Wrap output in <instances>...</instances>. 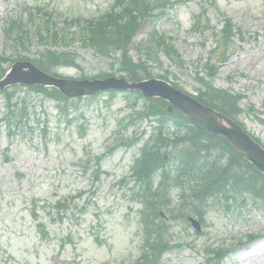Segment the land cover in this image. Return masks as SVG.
<instances>
[{"label": "rangeland", "instance_id": "rangeland-1", "mask_svg": "<svg viewBox=\"0 0 264 264\" xmlns=\"http://www.w3.org/2000/svg\"><path fill=\"white\" fill-rule=\"evenodd\" d=\"M211 1L192 0L149 20L138 30L134 44L145 41L152 26L174 34L185 66L175 65L161 52L151 69L154 75L167 73L173 82L197 95L196 72L205 65L215 41L211 32L193 30L192 16L203 4L209 9L211 25L219 29L223 16L232 18L250 37L235 38L230 57L212 82L244 94L241 106L247 113L241 120L264 142V125L248 108L253 105L264 112V0H215V7ZM112 3L0 0V55L38 58L46 47L68 50L78 55L83 69L62 67L58 73L90 78L107 71L117 76L118 63L104 60L80 41L47 46L37 32L47 18L37 11L39 7L52 10L59 27L65 17H79L81 24L72 27L76 30ZM10 18L20 19L30 31L24 47L5 32ZM139 45L131 49L135 60L141 54ZM11 64L0 62L4 69ZM23 99L27 111L15 116ZM134 99L135 95L111 96L109 92L93 101L83 98L79 109H71L67 118L52 100L25 87L16 88L10 108L0 95V264H130L141 254V206L132 200L135 183L130 178L140 144H121L148 128L145 120L130 128L124 125L143 103ZM80 112L85 115L81 117ZM257 115L264 118L263 113ZM240 204L213 206L200 230L189 221H172L168 239L176 245L160 264H207L208 248L229 249L231 255L224 264H264V210L250 199Z\"/></svg>", "mask_w": 264, "mask_h": 264}, {"label": "trees", "instance_id": "trees-1", "mask_svg": "<svg viewBox=\"0 0 264 264\" xmlns=\"http://www.w3.org/2000/svg\"><path fill=\"white\" fill-rule=\"evenodd\" d=\"M179 1L116 0L114 5L104 11L100 17L90 20L78 37L104 58H114L119 52L118 68L130 79L150 78L152 71L148 63L156 59L158 50L163 49L167 55L180 60L174 43H171L172 38L163 33L152 32L149 38L150 46L144 53L146 57L139 62H135L129 55V44L138 28L144 24V20L155 10H166ZM201 17L204 18L203 15L197 17L195 27L206 30L209 28V19L205 17V23H203ZM14 29L23 31L22 23L9 22L8 31L14 33ZM234 34L233 25L228 19L221 34L216 36L217 61L224 62L227 59L232 42L231 37ZM45 38L54 42H62L61 40L65 39L63 34L50 25L46 26ZM76 60L75 55L70 52L46 50L37 62L49 69L52 66L77 65ZM217 69L216 65L207 62L205 75L214 77ZM4 72L5 70L0 75ZM108 74L112 73L105 72L102 77ZM162 77L170 80V77L165 74ZM199 82L201 86L198 88V99L222 110L229 117L245 125L239 120V116L244 113V109L239 106L241 95L214 87L205 76H199ZM29 88L36 89L49 98L65 99L55 88L42 86ZM5 93H8L10 100L9 90ZM168 104L165 100L155 99L138 112L139 117H152L156 127L150 138L146 140L142 154L133 167L136 181L141 185L139 197L145 204L142 215L146 230L149 232L146 237V248L150 249L136 264H158L163 252L170 249L169 241L158 234V229L165 223L160 220L159 211L160 209L174 211L169 195V190L174 185L179 187L182 193L181 200L175 205L176 213L170 211L173 214L172 217H180L181 213L187 209L203 220L213 200L221 201L230 198L236 200L238 196L243 197L245 194L250 195L264 208V174L245 160L223 136L207 133L181 111L175 114L167 112L165 107ZM250 110L255 112L252 107ZM258 119L264 124V119ZM256 138L259 140L258 137ZM160 169L166 172L161 182L155 187L153 177ZM213 254L214 257H212ZM213 254H209L208 257L211 261H216V259L221 260L226 252L224 249H215Z\"/></svg>", "mask_w": 264, "mask_h": 264}, {"label": "water", "instance_id": "water-1", "mask_svg": "<svg viewBox=\"0 0 264 264\" xmlns=\"http://www.w3.org/2000/svg\"><path fill=\"white\" fill-rule=\"evenodd\" d=\"M15 82L55 85L68 95H92L101 89L109 88H137L150 96L152 94L161 95L188 113L190 118L200 122L207 130L226 135L237 151L264 173V147L260 143L255 142L234 120L211 107L203 105L198 99L184 94L164 81L151 80V82L135 83L118 77H109L103 81H73L54 78L31 63H17L12 67L11 72L0 80V89Z\"/></svg>", "mask_w": 264, "mask_h": 264}]
</instances>
